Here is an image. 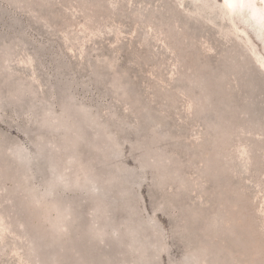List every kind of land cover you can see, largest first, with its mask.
<instances>
[{"label":"rangeland","instance_id":"obj_1","mask_svg":"<svg viewBox=\"0 0 264 264\" xmlns=\"http://www.w3.org/2000/svg\"><path fill=\"white\" fill-rule=\"evenodd\" d=\"M238 9L0 0V264H264V18Z\"/></svg>","mask_w":264,"mask_h":264},{"label":"bare ground","instance_id":"obj_2","mask_svg":"<svg viewBox=\"0 0 264 264\" xmlns=\"http://www.w3.org/2000/svg\"><path fill=\"white\" fill-rule=\"evenodd\" d=\"M221 1L225 3V6H227V8L231 12L238 8L240 9L242 7H245V12L248 13L247 18L249 17V19L253 22V24L258 25L259 21L264 18V9H263L264 0H263V4H259V0H221Z\"/></svg>","mask_w":264,"mask_h":264}]
</instances>
